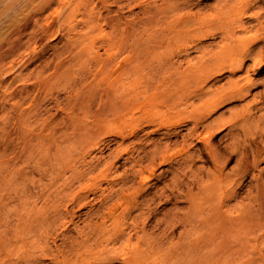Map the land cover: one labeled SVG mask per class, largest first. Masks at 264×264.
<instances>
[{"label": "bare ground", "instance_id": "1", "mask_svg": "<svg viewBox=\"0 0 264 264\" xmlns=\"http://www.w3.org/2000/svg\"><path fill=\"white\" fill-rule=\"evenodd\" d=\"M186 1L188 4L191 0H185L183 4L178 0H165L164 5L156 8L155 12L152 8L148 9L152 12L145 13L143 23L148 20L154 22L159 18V13L170 18L169 13L167 14L169 9L174 13L180 12V9L182 12L185 10ZM212 2L209 6L208 28L209 38H213L215 42L209 47V56L205 60L199 62L190 60L188 66L181 65L171 70L166 68L167 75L161 78L159 85L131 95L128 92L124 93L123 87L132 76L130 67L133 64L132 57L137 55L139 58L141 56L139 54L144 55L150 49H141L140 46L137 49L132 48L130 52L133 55H128L119 76L114 78L112 50L116 41L110 38L106 57L98 56L96 59L97 75L101 81L98 80V84L94 88L90 87L83 93L84 97L81 95L74 104V108H82L100 96L99 106L93 112L94 116L100 118L96 128L99 132L130 112L132 96L136 100L141 97V101L135 103L142 112L140 118L147 125L155 124L153 109L158 107L166 112L163 135H168V141L165 145L161 146L154 142L151 147L142 148L144 155L139 160L134 159L133 148L124 151L127 154L126 160L134 161V172L132 177L125 172L126 177L121 178L122 187L117 192V199L119 200L121 195L129 198L124 189L129 188L136 178L140 177L138 190L144 196V201L141 204L133 202L128 208H123L121 217L115 215V207L110 209L111 214H114V220L123 219V222L114 226L113 231L109 232L107 221L103 219L101 224L95 226L96 230L92 229L93 232L91 231L89 235L87 233L85 243L94 240L93 236H97L98 244L102 243L101 236L111 233V241L115 245L110 251L112 250L114 260H118L120 255L124 256L125 249H130L135 244L140 247L150 239L155 248L161 243L160 239L147 235L149 223L156 217V226L172 224L175 230L178 224H182L185 228L200 229L204 232L202 243L197 239L189 241L194 246L191 254L192 264L198 259H209L210 245L223 253H233V258L228 264H264V167L260 166L264 163V72L261 71L264 69V0ZM166 4L169 5L168 10L165 8ZM181 12L176 13L177 16L171 12L172 16H176L172 21L178 22L179 27L163 30L175 32L176 36H179L182 42H178L181 43L178 44L180 45L178 50L183 52L197 47L192 43L200 41L197 35L204 31L201 27L205 23L204 18L196 14L197 12ZM121 14L123 15L116 11L109 17L105 16V23L110 25L111 29L120 22H125L128 27L132 24L134 26L135 21L134 23L123 21ZM160 20L162 23L163 20ZM183 25L190 26L185 29L186 26L184 28ZM202 28H206L205 25ZM127 36L121 44L123 51L129 50ZM217 38L220 39L218 42ZM10 52L12 51L0 54V112L3 113L0 117V264L19 258L21 227L32 224L40 210H46L50 206L52 198L51 117L47 115L42 117L43 115L40 116L35 110L20 109L21 103L35 88L32 90L30 84L16 89L10 87L18 80V76L23 75L21 71L10 78L8 73H4V57ZM140 66L141 63L137 64L136 69ZM151 70L154 74L160 72L161 67ZM85 76L82 74L80 80H86ZM223 76L226 77L224 83L208 87L212 80L221 81L219 78ZM31 77L32 74L28 75L29 80ZM38 86L43 88L44 92L47 90L46 81H40ZM102 86L103 88L99 90ZM259 87L262 89L255 92ZM10 100L14 102L10 104ZM242 101H245V104L228 108L231 110L229 116L226 111H220L228 104ZM180 116L182 117L178 118ZM189 122H192L193 126L187 129L186 134H181L178 128L187 126ZM119 125H111V129L124 140L127 136L123 127ZM172 128L173 131L170 130ZM225 129L229 131L215 142ZM155 132L156 129H153L150 133ZM179 137H182L181 145L187 155L183 163H178L179 167L174 169L172 182L163 187L161 196L166 197V202L178 201L182 196L188 197L189 210L186 212L178 210L184 212L182 220L176 217L177 214L173 218L167 216L169 218L159 219L153 209L155 198L146 195L152 192L151 182L155 177L157 165L171 159L172 155L168 154V150L180 144ZM195 142L203 146L192 154L190 149L195 146ZM203 157L212 165L209 170H204L203 166H196V160ZM233 160L236 168L229 172L227 167ZM28 166L41 171L43 178L38 181L31 178L25 172ZM145 172H149V176H145ZM247 177L254 181V192L249 187L245 189L248 186H244ZM36 188L38 193L35 192ZM195 189H198L197 193ZM34 198L35 200H32ZM245 198L246 200L250 198L249 202H246ZM38 199L43 201L41 209L37 208ZM136 211L137 214L133 215ZM146 213L150 216L145 219ZM111 218L113 219L112 216ZM128 218L132 219L130 233L123 227L126 224L124 220ZM139 232H143L147 237L138 239L135 243L134 238ZM118 244L119 247H123V255L117 250ZM204 248L208 249L199 253L198 249ZM126 258L123 257L125 262L128 261ZM217 264L222 263L218 261Z\"/></svg>", "mask_w": 264, "mask_h": 264}, {"label": "rangeland", "instance_id": "2", "mask_svg": "<svg viewBox=\"0 0 264 264\" xmlns=\"http://www.w3.org/2000/svg\"><path fill=\"white\" fill-rule=\"evenodd\" d=\"M164 1L0 0V54L12 51L4 57V73H8L12 78L18 75L17 73L23 72L26 77L22 79L23 75L18 76V80L14 81L10 87L16 89L30 84L31 89H35L19 107L35 110L40 116L43 115L42 117L50 116L53 138L50 149L53 172L50 206L46 210H40L32 224L21 227L19 258L4 264H124L123 257L128 258L125 264H192L191 254L194 246L189 241L197 239L202 243L204 232L200 229L185 228L182 224H178L175 230L172 224L156 226V217L149 223L147 231V235L150 234L161 240L155 248L149 239L140 247L135 244L134 247L125 249L124 254L123 247H119L118 244L116 245L117 250L124 256L120 255L118 260H114L112 250L110 251L115 245L111 241V233L101 236L102 243L100 244L97 242L99 241L97 236H93L94 240L85 243L87 233L89 235L92 229L96 230L95 226L101 224V220L107 221L109 232L114 230L117 223L123 222V219L119 218L114 220V214H111L110 209L115 207V215L121 217L123 208H128L133 202L141 204L145 199L138 190L140 177H137L129 188L124 189L129 194V198L121 195V198L117 199V192L122 187L121 178L126 177L125 172L131 177L134 172V161L126 160L125 149L133 148L134 159L139 160L144 155L142 148H149L154 145V142L163 146L168 141V135H163L165 110H160L158 107L153 109L155 124L147 125L140 118L142 112L135 103L141 101V97L136 100L132 96L129 104L130 112H127L120 120L111 122L112 126L122 124L119 126L123 127L127 136L124 140L114 129H111V125L108 128L105 126L101 132L97 131L100 118L94 116L93 112L99 106L100 96L82 108H74L78 98L101 81L97 75V57H106L110 38L116 41L112 50L115 65L113 77L115 78L123 69L128 55L132 54L130 50L137 49L139 46L141 49H150L144 55L139 54L141 55L139 58L137 55L132 57L133 64L130 66L132 76L123 87V91L134 95L148 87L159 85L161 78L167 75V69L186 66L190 60L193 62L205 60L209 56V47L215 42L213 38H209L208 28L209 6L213 0H191L188 4L187 1L184 2L187 7L191 8L188 9L184 5L185 10L182 12L195 13L199 8L200 12L196 14L204 18L205 24H203L206 28H202L204 25H201L204 31L198 34L200 37L197 35L200 41L192 43L197 47L183 52L178 50L181 45L178 42H182L179 36H176L175 32L170 33L163 30L174 26L179 27L178 22L173 21L181 9L179 13L176 12L178 14L169 9L167 14L169 13L170 18L159 13L158 17L163 20L162 23L167 22L166 24L162 25L159 18L154 22L148 20L143 23L145 13L155 12L156 8L164 5ZM183 1L185 0L180 3ZM166 6L168 10L169 5L166 4ZM151 8L152 11L148 10ZM116 11L123 13L121 14L123 21L132 23L135 21L134 26L132 24L128 27L125 22H120L114 29H111L110 25L105 23L104 17H109ZM171 12L176 16H172ZM168 21H172L171 25H168L170 24ZM189 26L183 25L185 29ZM126 36L129 50L123 51L121 44ZM219 40L217 38L216 41ZM140 63L142 66L136 69V65ZM160 67L161 71L153 74L151 68ZM30 74H32L31 80L28 79ZM82 74L86 75L84 77L86 80H80ZM224 78L226 77L219 78L221 81L218 82L217 79L212 80L208 87L224 83ZM40 81L47 83L45 92L38 86ZM102 88L103 86L99 90ZM260 89L262 87L257 88L255 92ZM13 102V100L9 101L10 104ZM242 103L245 104V101L233 102L220 111H226L229 116L231 110L228 108L239 106ZM2 115L3 113L0 112V117ZM191 125L193 126V123L189 122L187 126L179 127L178 131L186 134L187 129L192 127ZM153 129H156V132L150 133ZM170 130L173 131L174 128ZM228 131L229 129L222 131L215 142H218ZM179 138L180 144L168 150V154L172 155L171 159L157 165L155 177L151 182L153 186L150 191L152 192L146 195L155 198L153 209L159 219L167 216L173 218L177 214L176 217L182 220L185 216L183 213L189 210L188 197L182 196L178 201L166 202V197L161 196L163 187L172 182L174 169L183 163L187 155L181 145L182 137ZM202 146L201 143L195 142L190 153H195ZM196 161V166H203L204 170H209L212 166L206 157ZM260 166L264 167V163ZM235 168L236 163L233 160L228 165L227 171L233 172ZM25 172L36 181L43 178L42 172L34 170L32 166H28ZM144 175L149 176V172H145ZM245 185H248L245 189L249 187L253 192L255 191L254 181H251L250 177L245 179ZM35 192L38 193L37 188ZM195 192L197 193L198 189H195ZM240 197L239 199L242 198ZM249 199L245 198V201L249 202ZM31 203L33 204V201ZM36 203L38 209L43 207L41 199H38ZM179 209L184 212H179ZM135 214L137 211L133 213ZM149 216L150 214L146 213L144 218ZM124 221L126 224L123 227L127 233H130L132 219L128 218ZM145 236L146 234L139 232L134 242L136 243L138 239L145 238ZM207 249L198 250L200 253ZM232 258L233 253H223L210 245L209 259H198L193 264H217L218 261L228 264Z\"/></svg>", "mask_w": 264, "mask_h": 264}, {"label": "snow or ice", "instance_id": "3", "mask_svg": "<svg viewBox=\"0 0 264 264\" xmlns=\"http://www.w3.org/2000/svg\"><path fill=\"white\" fill-rule=\"evenodd\" d=\"M261 71L264 72V69H262Z\"/></svg>", "mask_w": 264, "mask_h": 264}]
</instances>
